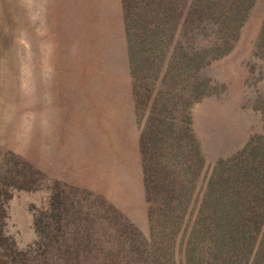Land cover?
<instances>
[{
  "label": "trees",
  "instance_id": "16d2710c",
  "mask_svg": "<svg viewBox=\"0 0 264 264\" xmlns=\"http://www.w3.org/2000/svg\"><path fill=\"white\" fill-rule=\"evenodd\" d=\"M255 1L121 0L131 88L144 118L147 228L102 197L75 200L72 185L53 186L34 214L37 238L19 249L5 230L8 186L39 183L19 165L0 183V264H264V136L209 160L191 127L192 106L224 85L206 69L238 46ZM262 40L263 24L254 52L264 55ZM153 87L162 100L151 98Z\"/></svg>",
  "mask_w": 264,
  "mask_h": 264
},
{
  "label": "rangeland",
  "instance_id": "374dc122",
  "mask_svg": "<svg viewBox=\"0 0 264 264\" xmlns=\"http://www.w3.org/2000/svg\"><path fill=\"white\" fill-rule=\"evenodd\" d=\"M261 24L264 0H256L238 46L206 69L224 82L192 106L209 160L264 136V55L254 52ZM126 49L121 0H0V183L20 166L39 181L8 186L5 230L19 249L37 238L34 214L53 186L72 185L75 200L102 197L147 228L144 118ZM157 88L151 98L162 100Z\"/></svg>",
  "mask_w": 264,
  "mask_h": 264
}]
</instances>
